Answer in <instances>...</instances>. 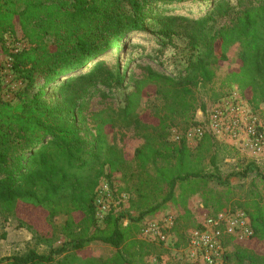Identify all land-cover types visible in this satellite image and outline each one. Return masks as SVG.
I'll return each instance as SVG.
<instances>
[{"label": "trees", "instance_id": "obj_1", "mask_svg": "<svg viewBox=\"0 0 264 264\" xmlns=\"http://www.w3.org/2000/svg\"><path fill=\"white\" fill-rule=\"evenodd\" d=\"M193 1L0 0V206L13 215L19 204L39 208L53 229V219L65 215L63 230L68 237L49 254L30 249L0 264H147L158 245L132 232L135 221L130 219L125 226L124 216L113 209L103 218L97 215L102 182H112L118 172L137 177L130 208L139 211L140 221L175 202L178 187L190 194L198 193L199 182L206 187L209 154L212 175L220 178L218 160L226 145L206 134L192 148L185 140L170 141L169 132L176 125L186 129L196 124V112L207 110V103L198 98L201 90L211 91L209 99L218 101L226 96L225 88L236 85L253 109L262 107L264 0H206L192 16L151 15L158 3ZM147 28L176 48L178 67L166 72L145 65L143 76L135 77L119 64L110 66L103 56L127 35ZM7 37L26 46L8 45ZM131 46L127 43L124 50ZM234 46L237 65L229 67L217 89V67L228 61ZM1 55L11 57L26 81L10 99L3 97ZM126 80L131 88L124 106L85 113L92 89L100 87L106 98ZM49 92L56 94L53 100ZM152 95L159 100L153 111L156 123L145 121L147 110H139L142 99ZM88 122L94 124L92 147L81 129ZM118 124L133 126L143 138L135 150L138 172L129 170L126 153L108 139L107 128ZM250 170L248 166L244 174ZM252 193L235 200L233 210L249 215L253 235L247 241L231 240L236 246L223 264H264L263 252L244 245L264 241V199ZM201 194L205 207L213 209L211 214L229 209L222 192L207 188ZM153 196L157 197L152 202ZM19 226L53 245V233L43 234L24 220ZM93 242L116 251L107 257L85 253Z\"/></svg>", "mask_w": 264, "mask_h": 264}, {"label": "rangeland", "instance_id": "obj_2", "mask_svg": "<svg viewBox=\"0 0 264 264\" xmlns=\"http://www.w3.org/2000/svg\"><path fill=\"white\" fill-rule=\"evenodd\" d=\"M206 0H195L186 3H158L155 5L151 15L158 17L160 14L168 12L176 14H184L192 16L196 14L207 3ZM20 36L21 33L19 32ZM7 44L21 45L22 43H14L13 37H7ZM130 43L132 46L129 50H124V46ZM117 51L121 52L120 57H117ZM238 47L234 46L229 51L228 61L223 62L217 67V78L215 80V88H219L227 70L231 66L237 65ZM151 54L152 58L147 56ZM177 50L175 47L161 42L160 37L153 29L147 28L144 31L133 32L125 37L120 43L119 47H115L111 52L106 53L103 57L108 61L110 66H117L121 69H127L135 77L143 76L145 65H151L157 70L172 72L177 68L178 63ZM2 69L1 77L3 84V97L10 99L14 97L15 93L26 85V81L20 77L19 72L13 67L11 57L8 55H1ZM48 87V86H47ZM129 81H124L123 86L114 88L112 96L103 97L101 95V88H94L86 97L87 110L86 114L91 115L92 112L100 111L109 108L118 109L125 104L126 93L130 90ZM106 92L109 89L103 88ZM226 96L220 100L209 99L211 91L207 93L206 90H201L198 98L207 103V108L212 109L219 101L235 96L241 102L246 112L252 113L259 119L260 124L264 129V104L261 108L253 109L251 105L242 96L236 85H232L224 89ZM208 94V95H207ZM51 100L56 96L53 92L48 93ZM159 100L153 95L149 98L142 99V105L139 110L144 113L146 110L145 121L149 123H156V118L153 116L154 105L158 104ZM198 110L195 114L196 121L203 120V116L199 114ZM150 113V114H149ZM145 115V114H144ZM143 115V116H144ZM191 127V126H190ZM188 127V128H190ZM184 129L181 125H176L170 128L169 140L177 142L185 138L184 133L188 129ZM82 134L92 147L94 136V124L87 123L81 125ZM108 139L111 143L116 144L121 148L128 158L129 170L138 172V164L135 159V150L143 143V138L136 132L133 126L117 125L116 127H108ZM217 138V137H216ZM221 143L226 145V149L220 153L218 165L220 180L216 178L217 175H212L213 167L210 166V154L206 158V170L210 178L206 187L202 188L199 182V191L195 194L183 192L181 187L177 188V200L175 202H168L165 206L157 211L155 214H149L140 221H136L139 216V211L131 210L130 200L136 199L134 192V184L138 182L137 177L131 178L122 172L114 175L112 182L104 180L99 187L98 196L96 199L97 207L100 212L99 218H103L111 209L118 215L124 216V225L135 221L132 232L136 233L139 238L146 239L157 244L156 251L149 256L147 264H200L192 261L190 258V249L188 247V236L192 230L197 228L204 220L206 215L212 213L213 209L205 207L201 190L212 188L222 192L223 202L227 201L228 210H233V202L235 200H243L252 192L260 194L264 199V147L259 154H255L253 150L245 144L246 139L239 143L233 142L227 138H217ZM187 141V140H186ZM188 142V141H187ZM247 143V142H246ZM189 146L194 147L195 144ZM251 166L246 175L247 167ZM260 174V175H259ZM230 188V189H229ZM151 193L150 189L147 190ZM166 188L160 193H165ZM254 193H252L254 195ZM159 193L155 195H160ZM157 196H153L150 201L153 202ZM151 202V203H152ZM65 215L57 216L53 219V226L49 223L45 214L39 209L24 204H19L15 215L6 212L0 206V260L14 255L24 254L30 249H36L39 253L49 254L54 247H60L63 242L68 240L66 232L63 230V225L66 221ZM20 220L34 225L35 229L43 234L51 235L53 233V245H49L40 237L27 227L19 226ZM152 225L160 227L161 231L169 234L171 243H160L158 239L154 238L148 228ZM55 232V233H54ZM249 240V239H247ZM243 240V241H247ZM180 242L181 246L176 244ZM253 247L258 252L264 253V241L253 242L252 244H244ZM236 243L230 242L228 244V253L233 252ZM116 249L108 244L102 242H93L89 244L84 252L97 257L111 256ZM225 261V260H224ZM223 261V262H224ZM223 264V263H222ZM228 264H234L229 262Z\"/></svg>", "mask_w": 264, "mask_h": 264}, {"label": "built area", "instance_id": "obj_3", "mask_svg": "<svg viewBox=\"0 0 264 264\" xmlns=\"http://www.w3.org/2000/svg\"><path fill=\"white\" fill-rule=\"evenodd\" d=\"M18 46H26V44L22 43ZM199 114L204 119L188 128L183 139L191 145L195 144L194 147L198 145L203 136L211 134L217 138H227L237 143L246 139L245 144L250 146L255 154L262 151L264 129L257 116L246 112L237 97H227L219 101L212 109L200 110ZM97 215H100L99 210ZM148 232L163 244L171 243L169 234L161 231L156 225L150 226ZM252 235L251 219L241 209L224 210L206 215L203 222L188 236L190 259L200 264H222L229 251L228 244L231 240L243 241L250 239Z\"/></svg>", "mask_w": 264, "mask_h": 264}]
</instances>
